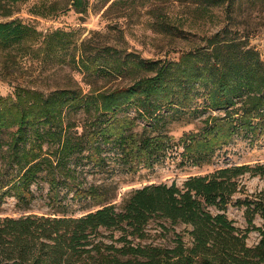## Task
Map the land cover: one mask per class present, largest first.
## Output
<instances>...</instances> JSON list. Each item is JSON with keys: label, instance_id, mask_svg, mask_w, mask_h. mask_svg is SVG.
<instances>
[{"label": "trees", "instance_id": "1", "mask_svg": "<svg viewBox=\"0 0 264 264\" xmlns=\"http://www.w3.org/2000/svg\"><path fill=\"white\" fill-rule=\"evenodd\" d=\"M27 1L0 0V50L68 67L90 88L73 83L45 94L18 85L12 96H0V207L10 198L23 213L0 218V264H264V190L247 194L240 182L247 174L264 179V165L221 168L181 186L150 184L123 195L114 180L152 169L174 147L182 149V167H202L238 135L250 145L264 140V62L231 24L243 4L98 0L106 14L131 9L128 2L137 5L132 10L148 8L151 28L170 36L179 30L163 17L169 3L228 13L230 24L191 42L176 61H151L80 42L73 31L42 33L9 21ZM245 4L264 9V0ZM91 9L90 0H42L30 13L46 19ZM101 79L119 84L100 90L94 85ZM78 113L82 123L73 118ZM203 113L209 116L197 132L177 142L167 134L173 123L188 125ZM41 183L49 210L26 215ZM237 195L245 196L235 203L244 209L245 230L225 215ZM251 232L259 240L248 246Z\"/></svg>", "mask_w": 264, "mask_h": 264}, {"label": "rangeland", "instance_id": "2", "mask_svg": "<svg viewBox=\"0 0 264 264\" xmlns=\"http://www.w3.org/2000/svg\"><path fill=\"white\" fill-rule=\"evenodd\" d=\"M40 1L42 0H28L25 4L18 6V12L9 21L19 20L42 33L55 30L73 31L80 42L88 41L100 48L112 47L151 61H176L179 52L185 51L191 42L197 41L198 38L212 36L225 25L230 24L227 19L228 13L222 8L212 9L208 12H194L192 7L169 3L170 5L164 7L167 10L162 11L163 17L168 18L172 25L179 30L176 35L170 36L160 34L151 28L155 21L147 14L148 8L137 7L132 10V7L137 5L133 6L130 2L125 6L131 9L127 11L120 9L106 14L104 13L105 9L96 5L98 0H90L93 9L85 16L70 11L55 17L41 19L30 13V9ZM246 1L248 0H239L236 3V9L238 8L237 4H243V6L237 19L231 24L239 28L243 36L249 40L250 46L256 49L264 62V9L248 8L245 4ZM95 5L97 7L94 8ZM121 12L125 13L120 15ZM160 19H162L161 16ZM73 83H77L84 91H88L90 88L84 85L82 74L71 73L68 67H49L30 59L22 60L15 55H7L0 50V96L2 97L12 96L14 87L18 85L48 94L57 88ZM127 83L128 81L124 80L120 85L123 86ZM117 84H119L118 81L101 79L95 83L94 87L107 90L114 88ZM130 115L133 116L132 112ZM207 116L209 113L196 116L188 125L173 123L167 127V134L177 142L184 133H195L200 130L203 126L201 122ZM73 118L80 120L81 123L84 119L80 113ZM78 132H81V129ZM7 137L9 138L5 134L3 140H7ZM181 153V148L174 147L173 152L168 153L167 158L152 169H142L135 175L115 177L114 180L120 182L119 193L123 195L130 190L150 184L170 185L176 183L181 186L190 176L210 174L221 168L264 165V140L250 145L249 140L238 135L231 145L217 152L211 162L202 167H182L179 157ZM92 179L90 174L88 180ZM95 180L100 181L99 178ZM240 182L247 194L264 190V179L259 177L247 174L240 178ZM33 191L36 200L31 207L32 212L26 215L47 213L49 210L46 197L47 186L41 183L40 187L34 188ZM244 199V195L235 196L225 211L227 218L242 230L247 228L243 215L244 209L236 207L235 203L237 200ZM211 211L216 213L214 209ZM22 215L23 213L16 209L13 199H6L0 207V218H18ZM255 224L258 227L262 225L259 217H256ZM258 240V233L251 232L248 235L247 245L253 246Z\"/></svg>", "mask_w": 264, "mask_h": 264}]
</instances>
